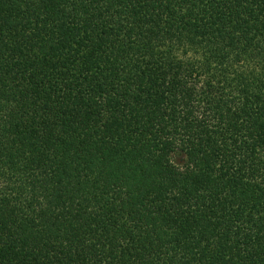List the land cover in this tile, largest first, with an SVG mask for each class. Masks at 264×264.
I'll list each match as a JSON object with an SVG mask.
<instances>
[{
	"label": "trees",
	"instance_id": "trees-1",
	"mask_svg": "<svg viewBox=\"0 0 264 264\" xmlns=\"http://www.w3.org/2000/svg\"><path fill=\"white\" fill-rule=\"evenodd\" d=\"M0 264H264V0H0Z\"/></svg>",
	"mask_w": 264,
	"mask_h": 264
},
{
	"label": "rangeland",
	"instance_id": "rangeland-1",
	"mask_svg": "<svg viewBox=\"0 0 264 264\" xmlns=\"http://www.w3.org/2000/svg\"><path fill=\"white\" fill-rule=\"evenodd\" d=\"M171 159L176 165H181L184 160V154L180 151H174L171 154Z\"/></svg>",
	"mask_w": 264,
	"mask_h": 264
}]
</instances>
